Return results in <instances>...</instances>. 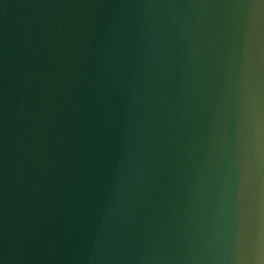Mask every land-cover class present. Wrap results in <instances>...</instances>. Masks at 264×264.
<instances>
[{"label": "water", "instance_id": "water-1", "mask_svg": "<svg viewBox=\"0 0 264 264\" xmlns=\"http://www.w3.org/2000/svg\"><path fill=\"white\" fill-rule=\"evenodd\" d=\"M0 264H264V0H0Z\"/></svg>", "mask_w": 264, "mask_h": 264}]
</instances>
